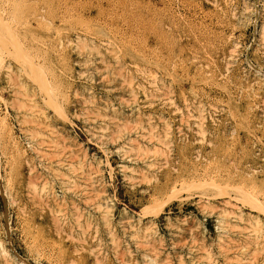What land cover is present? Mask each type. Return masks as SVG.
I'll return each mask as SVG.
<instances>
[{"label": "rangeland", "instance_id": "374dc122", "mask_svg": "<svg viewBox=\"0 0 264 264\" xmlns=\"http://www.w3.org/2000/svg\"><path fill=\"white\" fill-rule=\"evenodd\" d=\"M56 1L50 0L53 9H55L53 10L54 17L62 14L67 7H71L77 13V15L74 14L75 17L69 18L63 24L64 28L71 31V39L74 44L82 46L79 49L77 46L67 49L68 53L65 57L69 66L71 65L70 69L72 68L73 87L81 93L86 88L89 89L92 99L106 104L109 113H113L117 118L114 123L109 124L110 127L105 132L106 134L100 136L97 129L93 130L95 128L84 121L88 111L78 99H74L66 107L67 120L58 117L55 113H52L53 115L50 113L57 127L55 139L63 146L65 145L66 149L64 158L61 156V162L64 163L61 166L57 164L60 162H57L60 158L59 156L57 158V155L53 153L54 150L48 149V146L42 145L39 140H30V136L23 131L27 124L24 119L19 117L16 108H14L15 103L11 100L13 95L7 89L5 81V72H0V112L3 116L7 114V122L25 150L24 156L12 159L10 139L0 134V240L9 253L8 256H0V264H96L98 261L97 264H100V261L102 264H209L212 262L215 264H264V261L259 260V249L253 248L254 241L264 242V205H262V211L252 208L251 205L255 204L254 197H249L245 201L234 198L232 204L226 205L224 200L230 198L228 194L230 189L227 191L223 187L225 184L212 189L208 185L199 186V180L195 175L210 165L211 168L217 170L223 169L220 156L229 139L232 140L236 150L234 155L238 156L242 163L264 164L260 158H254L255 153L264 156V124L262 128L255 129L257 137L259 136L257 139L250 135L253 124L246 120L234 122L227 113L229 108L235 105V102L230 101L224 93L228 84L220 77L205 84L202 70L197 64L192 63H189L184 70L178 68L179 71L177 70L174 74L175 81L172 86L175 104L180 106L176 105L178 107L176 112L164 104L149 105L142 100L139 113H137L138 109L134 110L129 105L124 82L119 79L113 80V76H103L94 72L93 79L89 80L85 77L88 74L85 67L79 64L81 59L78 58L84 46L81 42L78 43L73 35L75 30L82 31L84 34L85 30L93 34L98 33L101 36L96 38L97 45H101L103 40L108 38V28H118L125 34L141 37L146 25L142 18L143 14L159 18L163 14L169 13L170 16L172 13L183 21L184 29L190 31L191 37L188 45L194 52L199 51V47L204 43L207 44L208 52L215 53L218 51L217 48L222 46V54L217 65L223 70L226 69L224 67H227V74L231 81H241L242 86H247L255 78L256 71H261L264 74V31L262 28L264 8L261 7L259 11L260 18L252 12L248 18L240 19L241 23L230 20L228 24L224 25L210 0ZM258 1L261 2V0ZM239 2L252 5L254 0H239ZM19 10L22 11L18 12L22 18L31 15L34 11L29 8L25 9V7ZM101 20L102 22H100ZM169 34L173 35L172 31ZM224 36H230L231 41L225 42L222 39ZM148 41L150 45L154 44V40L150 36ZM5 43L7 44V42ZM120 49L124 63L130 66V69L133 68L130 65L131 62L139 63L142 66L147 65L132 52L130 47L125 46ZM185 58L189 59L190 56ZM51 61L56 66L58 65V61L54 58H51ZM201 62L206 63L204 60ZM8 63L11 64L13 70L16 69L13 57L8 60ZM226 63H228L227 66ZM81 72L85 74L83 75ZM89 73L92 71L90 70ZM133 77L138 79V82H141L149 92L152 91V87L147 81H143V78L135 73ZM196 89L199 93L194 95ZM180 91L184 92L188 98L189 108L180 99ZM231 91L235 92L233 89ZM230 102L231 104H229ZM201 103L204 106V115L207 120L204 125L200 126L196 120L189 119V115H197V109ZM115 105L116 109H114ZM211 105L212 107H210ZM214 105H222L224 111L215 112ZM184 106L190 113H187ZM260 110L261 108L255 107L251 114L259 116ZM233 111L241 112L240 114L246 113L242 106L235 107ZM147 116L153 118L151 124L149 126L145 122L143 124L153 127L155 130H162L165 127L161 123L165 119L171 128L169 129L170 142H173L170 144V151L166 152L167 155L169 154V164L154 173L145 167L142 159L154 160L160 149H154L146 138L143 139L142 135L140 137V134L134 132L141 119H146ZM160 117H162L161 121L158 119ZM125 119L129 122H126ZM214 119L218 121L212 122L211 120ZM197 125L198 128L195 127ZM123 126H126V129H120ZM130 126L132 127L130 128ZM231 129L233 135L230 138ZM130 130L133 131L132 134L127 133ZM114 132L116 133L114 134ZM120 132L125 138H122V141L114 140V136ZM207 143H211L213 146L208 147ZM36 145L46 148L44 151L46 153L36 152ZM72 149L79 153L84 152L87 159L91 160H89L91 164L89 168L95 167L94 169L98 168L102 172L98 179L94 175L90 176L92 179L87 176L83 177L80 166L67 167L75 160V156L69 155V151ZM195 150L200 151L202 158H194ZM34 163L37 165L36 168L30 166ZM30 167H34L32 173L29 172L31 171ZM68 177L73 179L71 183L67 184L65 179ZM33 184L38 188L45 187L47 191L52 190L51 197L46 198L44 195L40 198L36 193L34 194L30 188V185ZM173 186L177 187L174 192L171 191ZM99 192L104 193L106 198L108 197L109 204L107 202L101 207L103 204L98 197ZM230 193L232 194V192ZM46 201L47 204H45ZM98 205H101V208ZM238 208L246 213L245 220L240 221L234 218L232 211ZM104 209H107L108 212L106 213ZM258 220H260L259 223ZM63 222L65 223L62 225ZM145 228L149 229L156 239V249L140 244L139 232ZM70 231L72 234L69 233ZM80 231L87 235L84 243L79 239ZM68 234L74 238L71 239ZM256 236L258 239L255 240ZM74 239L79 240L76 242ZM90 252H93V255Z\"/></svg>", "mask_w": 264, "mask_h": 264}, {"label": "bare ground", "instance_id": "6f19581e", "mask_svg": "<svg viewBox=\"0 0 264 264\" xmlns=\"http://www.w3.org/2000/svg\"><path fill=\"white\" fill-rule=\"evenodd\" d=\"M210 2L217 9V13L220 16V21H221V23H224V25L228 24L229 23L228 21H230V20H233V21L236 20L237 22L241 23L240 19L243 18V20H244V19L248 18V16L250 14H252V12L254 14H257L258 18H260L259 11H260L261 7L264 8V0H261L260 3L258 0H254V3L252 5H249L247 3H240L239 0H210ZM84 4H86V3H84ZM116 5H119V4H116ZM23 7H25V9L29 8L30 10H34V11H32L33 13L31 15H28V16L22 18L20 13H18V12H22L19 9H22ZM59 8H62V7H59ZM58 9H56V10H58ZM53 10H55V9H53V5L51 4L50 0H7V1L6 0H0V72L1 71L5 72L4 73L5 74V81H6V85L8 86L7 89L13 95V99H11V100H13V102L16 105L15 106L13 104L14 108H16L15 110L17 111V114L19 115V117L24 119L26 124H27L26 127L24 126L25 129L23 131L25 132L26 135L30 136V140H32V141L33 140L34 141L39 140V141H41L42 145L46 144V146H48V149L50 148V149L54 150L53 153H55L57 155V158H58V156L60 158L59 160H57V162L60 161L57 164H60L62 166L64 163H62L61 161H62V158H64V155L66 153V149L64 147L65 145L63 146L59 141H57L55 139V137H56L55 135H57V127H56L54 120L52 119V116H50V113L51 114L55 113L58 117L60 116V118L67 120V111H66L67 108L66 107L69 106L73 102L74 99H78L81 101V104H83L84 107L88 111L87 117L85 118V120L84 119L83 120L86 121V123L89 126H93V128H95L93 130L97 129V133L100 136H104L106 134L105 132L110 127L109 124L114 123V121L116 120L117 117H114L113 113H109L110 111L107 109L106 104H103L101 102H97L94 100V98L92 99V96H91L89 89L86 88L84 90V92L81 93V91L79 92L76 88L73 87L74 79H73L72 68L70 69L71 65L69 66L65 57H66V53H68L67 49L68 50L73 49L77 45H75L74 41L71 39V33H70L71 31L64 28L63 24H65L69 18L75 17L74 14L76 12H74L75 10H72L71 7L70 8L67 7V8H65V11L63 10L64 12L62 14L59 13L60 12V10H59L58 13L60 15L57 17H54L55 12L53 13ZM176 14H177V12H176ZM76 15H77V13H76ZM103 18H105V17H103ZM142 18H143V20H145L146 25L143 28V33H142L141 37H136V36L134 37L133 35H129L127 33L129 35L128 36L127 34L123 33L118 28H114V29L108 28L109 36L107 39L104 37L106 40H103V43L101 45H97L98 43L96 42V40H97L96 38L101 36L100 34H98V33L93 34L87 30H85L86 31L85 34L82 31H80V32H78V30L73 31L74 32L73 35H75V37H76L75 39H77L76 41H78V43L81 42L82 45L84 46L83 49L81 48L82 50H81L78 58L81 59L79 61V64L81 66L85 67V70L88 74L85 77H87L89 80H90V78L93 79V77H94L93 72H94L96 74L103 75V76L104 75H107L110 77L113 76V80L119 79L120 81L124 82L125 83L124 88H125L126 93L128 95L129 105L134 110L138 109L137 113H139V110H140L139 107L141 105L142 100H144L146 103H149V105H152L154 103L164 104V105L172 108L173 111L176 112L178 110L177 106H179V105L175 104L176 101L174 98V91H173V86H172V83L175 81L174 80V74L177 72L178 68H182L184 70L186 67H188L189 63L190 64L191 63L197 64L199 69L202 70V72H203V75L205 77L204 78L205 84H207L210 80H215L219 77L222 78V80H224L228 84V87L225 89L224 93L226 94L227 98L230 101L235 102V105H233L232 107L229 108V110L227 112L228 115L231 116L230 118L232 120H234V122H236V123H237V121H240V120H246L248 123L253 124V127L251 128V131H250V135L253 138L257 137V133H256L255 129L262 128V125L264 124V87H263L264 74L261 71H256L255 78H253V80L250 81L249 84H247V86H242V84L240 83L241 81H239V82L231 81L229 74H227V71H228L227 67H224V69L225 68L226 69L223 70V69H220L219 66L217 65V61L221 57L220 55L222 54V46H219L217 48L218 51H216L214 53V52H208L207 47H206L207 44L205 45V43H204V44H201V46L199 47V51L194 52L193 49L190 47V45H188V42L190 41L189 38L191 37L190 31H188L187 29H184L183 21L181 19L177 18V16L175 14L171 13L170 16H169V13L163 14L159 18L149 17V16L143 14ZM74 19H76V18H74ZM70 20H73V19H70ZM80 22H81V20H80ZM100 22H102V20ZM77 23L80 24L78 21H77ZM81 23H83V22H81ZM199 23L201 24V22H199ZM60 24H61V26H60ZM122 25H124V24H122ZM136 27H138V26H136ZM262 28L264 31V21H263ZM86 29H88V28H86ZM137 30H136V32H137ZM171 31H172L173 35L169 34V32H171ZM130 33H132V32H130ZM149 36L152 37L154 40L153 45H150V43L148 41ZM262 37H263V34H262ZM222 39L225 42L231 41L230 36H224ZM262 40H263V38H262ZM210 41H208V42L210 43ZM5 42H7V44ZM234 45H235V43H234ZM125 46L130 47L132 52H134L135 55L137 57H139V59H141L143 62H146L147 65L142 66L139 63L131 62L130 65L133 68L130 69V66H127L124 63L123 55L120 51L121 50L120 48L125 47ZM236 46L238 47V45H236ZM77 47L79 49L82 46H80V47L77 46ZM10 49H12V50H10ZM228 54H229V52H228ZM187 56L188 57L190 56V58H189L190 60L185 58ZM11 57H13L14 63L16 64L15 70H13L11 64L8 63V60ZM51 58H54L55 60L58 61L57 66L51 61ZM201 60H204L206 62L205 63L206 65L204 63H202ZM227 64L228 63H226V66H227ZM259 69H261V68H259ZM90 70L92 71V73H89ZM81 73H83V72H81ZM134 73L137 74L138 76H140L141 78H143L142 79L143 81H147V83L152 87L151 92H149L143 86V84H141V82L139 83L138 79L133 77ZM84 74L85 73H83V75ZM84 82H86V81H84ZM89 82H92V81H89ZM93 82H94V80H93ZM122 82H121V84H122ZM206 86H208V85H206ZM232 89L235 92H232L231 91ZM91 90H93V89H91ZM198 93H199V91H197V89H196L194 91V95H196ZM207 94H208V91H207ZM179 96H180V99L182 100L183 104H185V106L187 108H189L188 107L189 101H188V98L186 97L185 93L180 91ZM205 96H206V94H205ZM108 97H110V96H108ZM177 101H179V100H177ZM216 102H218V101H216ZM219 102H221V101H219ZM105 103H107V102L105 101ZM191 103L193 104V102H191ZM202 103L198 106V109H197L198 114L197 115H192V114L189 115V119L196 120L197 123L200 124V126L204 125V123L207 120L206 116L204 115L205 109H204V106L202 105ZM229 104H231V102ZM212 105L210 107H212ZM238 106H242L245 109L246 113L240 114L241 112L237 111V113H236L235 111H233V109L235 107H238ZM112 107H113V105H112ZM186 107H185V109L187 110V113H190V112H188V109ZM255 107L261 108L259 116L251 114L252 110ZM86 109H84V110H86ZM114 109H116V105L114 106ZM213 109L215 112H221V111L223 112L224 111V107L222 105L221 106L214 105ZM74 110H76V109H74ZM111 110L113 111V109H111ZM87 111H85V112H87ZM4 112H6V111H4ZM83 115H85V114H83ZM143 116H144V114H143ZM150 116L149 117L147 116L146 119L142 118L141 121L139 120L140 123L137 124L136 128L134 127L135 129L134 128L133 129H134L135 133L140 134V137L142 135L143 139L146 138L148 143L150 142V144L153 146L154 149H156V148L160 149V150H158V154L156 155V158L154 160H150L148 158L142 159V163L144 165H146L145 167L154 173L156 171H159L160 168L167 167L166 165L169 164V162H168V155L169 154L167 155L166 152L170 151V144L173 142H170V132H169L170 130L169 129H171V128H169V124L165 119H163V120L161 119L162 117L158 118V119H160L159 121L162 120V122H161L162 126H165V127H163L162 130L161 129L155 130V128L147 127L146 124H143L144 122L147 123L148 126L151 124V120L153 118ZM182 116H183V114H182ZM180 119H182V118L180 117ZM189 119H188V121H190ZM181 121H183V120H181ZM188 121H186V122H188ZM211 121L217 122L218 120L214 119ZM126 122H129V121L126 120ZM134 123H133V125H135ZM120 126H122V125H120ZM131 127L132 126H130V128ZM181 127H179V128H181ZM195 127L198 128L199 126L197 125ZM119 128H118V130H119ZM122 128L126 129V126L125 127L123 126L120 129H122ZM188 129H189V127H188ZM199 130L201 132L200 128H199ZM13 131L14 130L12 129L10 124L7 122V114H5L3 116L2 113L0 112V134H3L5 136L9 137V139H10V143L12 145L11 146L12 151L10 152V155H11L12 159L13 158H21V156L25 155V150L22 148L20 141L15 136V134H14L15 132H13ZM234 131H235V129H234ZM132 132L133 131L130 130L127 133L132 134ZM203 132L205 133L204 130H203ZM221 132H222V130H221ZM115 133L116 132H114V134ZM121 133L122 132H120L118 135H115L114 140L122 141L121 139L125 138V137ZM59 135H61V134H59ZM125 135H126V133H125ZM202 135H203V133H202ZM230 135H231L230 136V138H231L233 135L232 129H231ZM61 137L63 138V136H61ZM257 139H259V136L257 137ZM111 140H113V138H111ZM132 141H133V139H132ZM41 143H38V145H41ZM134 144L136 145L135 140H134ZM139 144H140V142H139ZM201 144H202V142H201ZM137 145H138V143H137ZM207 146L212 147L213 145L211 143H207ZM146 147H147V145H146ZM67 148L71 149L72 147L71 148L67 147ZM6 149H8V148L6 147ZM35 149H36V152H38L39 154L41 152L44 153V151H46L45 150L46 148H43V147L37 146V145H36ZM221 153L222 154L220 157L222 158V160L224 162L223 163L221 160V165L223 166V169L221 168L220 170H217V169L211 168L210 167L211 165H210L207 168L205 167L204 169H202L200 172H197L195 175H197V178L199 180V182H198V183H200L199 186L208 185L209 188L212 189V188L217 187L221 184H225V186H223V187L226 190L230 189V192H232V194L230 192H228L230 198L224 200V203L226 205L232 204V200L234 198L245 201V199H248L249 197H254L255 198V204L251 205L252 208L257 209L258 211H262L263 210L262 205H264V164L262 163V164L257 165L256 163H249V162L242 163L238 159V156L234 155V154H236V150H235L234 144L232 143V140L230 141V139L228 142H226ZM69 155L75 156V160L73 161V163H69V165L67 167H69V166H80V170H81V173L83 174V177L87 176L88 178H91L90 176L94 175V177L98 179L99 174L102 172H100V170L97 167H96L97 169H94L95 167L89 168V167H91V164L89 163L90 159H87L86 154L84 152L79 153V152H76L75 150L72 149L69 151ZM61 156H62V158H61ZM55 158H56V156H55ZM55 158H53V159H55ZM194 158L195 159L202 158L200 151H196ZM254 158L255 159L260 158L261 162L262 161L264 162V156L263 155H259V154L255 153ZM205 160H206V158H205ZM27 163H28V161H27ZM70 164H72V165H70ZM65 165H67V164H65ZM157 165H164V166H157ZM30 166L35 167L37 165L34 163V165L31 164ZM61 166H59V167H61ZM87 166H88V171H87ZM34 167H32V168L30 167V169H31V171H29L30 173H32L34 171ZM45 169H47V168H45ZM175 170H176V167H175ZM196 170H198V169H196ZM131 171L133 173V169ZM173 171H174V169H173ZM38 173H37V175H38ZM170 173H172V172L170 171ZM155 176H156V174H155ZM156 178H158V177H156ZM36 179H37V177H36ZM72 179H73L72 177L71 178L68 177L65 179V182L67 184L71 183ZM88 180H90V179H88ZM31 182H33L32 179H31ZM172 184L174 185L175 183H172ZM43 186H45V185H43ZM208 186H206V187H208ZM221 186H219V187H221ZM30 188L32 189L34 194L36 193L37 196H40V198H41V196L43 197L44 195L47 198L50 195H52V192H53L52 190L51 191L45 190V187L41 188V186H40V188H38L37 186H34V184L30 185ZM176 188L177 187L173 186L171 191L174 192L176 190ZM100 193L101 192H99L98 197L101 200V203L103 205L102 206L98 205V206L103 207L104 205L107 204V202H108L107 198L108 197L106 198L104 196V193H101V194ZM153 199H155V198H153ZM53 201H55V200H53ZM56 203H57V201H56ZM45 204H47V201ZM57 204L61 205L60 203H57ZM108 204H109V202H108ZM105 208H107V206H105ZM104 211H106V213L108 212L107 209L106 210L104 209ZM232 213L234 214V218H236L237 220H240V221L245 220L244 217H245L246 213L243 212V210L241 208L233 210ZM57 218H59V217H57ZM54 219H56V218H54ZM54 219H53V222H54ZM56 221H57V219H56ZM60 221H62V220H60ZM257 222L259 223L260 220H258ZM64 223L65 222H63L62 225ZM79 224H80V222H79ZM128 226H130V225H128ZM82 228H84V227H82ZM86 228H88V227H86ZM130 228H131V226H130ZM69 230H71V229H69ZM56 231H57V229H56ZM71 231L69 233H71ZM84 231L87 232V230H84ZM82 232L79 236V239H81L82 242L84 243L86 238H87L86 237L87 235L85 234V232L84 233H82ZM139 233H140L139 234L140 244H142L143 246L148 245L151 249H156V244H157V242L155 241L156 239H154L153 234L149 231V229L145 228L143 231L141 230ZM89 234L90 233L88 232V235ZM95 235H96V232H95ZM70 236L68 234V237H70ZM72 238H74V237H72ZM254 238H255V240L258 239L257 236ZM79 239H76V240L74 239V240L77 242V240H79ZM92 240H94V239H92ZM99 240H100V238H99ZM78 242H80V241H78ZM254 242H255L254 243L255 246L253 248L259 249V251L256 249L260 254L259 260L260 261L262 260V262H263L264 261V242L259 241V240L254 241ZM98 245H99V243H98ZM115 245H116V242H115ZM245 246H243V247H245ZM35 248H36V246H35ZM93 248H91V249H93ZM254 251H255V249H254ZM8 254L9 253H8L7 249L4 247L2 241L0 240V256L5 257V256H8ZM91 254L93 255V252ZM255 254H257V253H255ZM96 258H97V256H96ZM104 258H105V255H104ZM260 261H258V262H260ZM11 262H14V261L11 260ZM17 264H19V263H17ZM100 264H102L101 261H100ZM209 264H215V263L212 262Z\"/></svg>", "mask_w": 264, "mask_h": 264}]
</instances>
